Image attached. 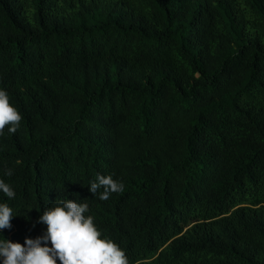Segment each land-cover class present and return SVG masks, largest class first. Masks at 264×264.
Wrapping results in <instances>:
<instances>
[{"label":"trees","instance_id":"trees-1","mask_svg":"<svg viewBox=\"0 0 264 264\" xmlns=\"http://www.w3.org/2000/svg\"><path fill=\"white\" fill-rule=\"evenodd\" d=\"M0 90V238L64 199L129 264H264V0H0Z\"/></svg>","mask_w":264,"mask_h":264},{"label":"clouds","instance_id":"clouds-1","mask_svg":"<svg viewBox=\"0 0 264 264\" xmlns=\"http://www.w3.org/2000/svg\"><path fill=\"white\" fill-rule=\"evenodd\" d=\"M22 117L10 103L6 91L0 90V135L7 127L14 134ZM6 175L11 176L9 170ZM99 195L100 200H108L111 193L123 190V184L111 175L96 177L89 191ZM0 192L13 199L15 192L0 179ZM87 203L64 200L43 211L38 223L46 225V233L36 239H25L24 244L9 242L0 238V264H129L126 253L111 239L101 238L94 218L84 213ZM13 210L7 203H0V229L11 227ZM50 243V247L47 246ZM43 245V246H42Z\"/></svg>","mask_w":264,"mask_h":264}]
</instances>
